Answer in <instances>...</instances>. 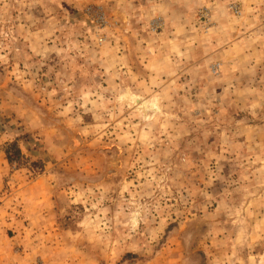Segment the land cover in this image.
<instances>
[{"label":"rangeland","instance_id":"1","mask_svg":"<svg viewBox=\"0 0 264 264\" xmlns=\"http://www.w3.org/2000/svg\"><path fill=\"white\" fill-rule=\"evenodd\" d=\"M261 4L0 0V198L42 176L109 264H264Z\"/></svg>","mask_w":264,"mask_h":264},{"label":"crops","instance_id":"2","mask_svg":"<svg viewBox=\"0 0 264 264\" xmlns=\"http://www.w3.org/2000/svg\"><path fill=\"white\" fill-rule=\"evenodd\" d=\"M262 4L264 5V0H262ZM262 4L260 7L250 5L245 12L246 16L249 14V19L246 20V23L250 25H246V32H252L250 36L246 35V37L257 48H260L261 55L264 53L263 41H258L259 39L254 38V36L257 37V27L260 28V34H264V6ZM229 27L230 29L233 28L231 22H229ZM234 40L231 41L235 42ZM231 41L229 46H232ZM233 45L236 46L235 43ZM41 177H38L36 181L19 186L15 190H10V195L16 192L15 195L21 196L20 199H10L9 194L0 198V229L2 230L0 233V264H8L6 260L11 261L9 262L11 264H40L36 263L35 260L38 257H46L49 264L66 263V260L63 259L66 256L57 257L59 259L53 257L58 253L57 251H59L60 247L46 248L45 246V239L54 238V234H69L72 236V257H77L76 260L79 262H84V264H109L106 263L109 262V259L105 262L103 260L98 261L95 258L94 243L86 244L84 242L82 245L73 243V241L81 238H89L90 240L98 234H104L103 232L90 234L81 227L72 228L70 231H63L57 226L53 228V212L59 206L56 201H52L50 198L46 199V195L53 192V190L50 188L46 189L44 185L39 186V178ZM28 189H32V194L35 192L40 194L33 199H27L25 191ZM12 244L16 246L12 248ZM79 257H82V259Z\"/></svg>","mask_w":264,"mask_h":264},{"label":"bare ground","instance_id":"3","mask_svg":"<svg viewBox=\"0 0 264 264\" xmlns=\"http://www.w3.org/2000/svg\"><path fill=\"white\" fill-rule=\"evenodd\" d=\"M135 100H136V101H141V100H142V97H141V96H137V97L135 98Z\"/></svg>","mask_w":264,"mask_h":264}]
</instances>
